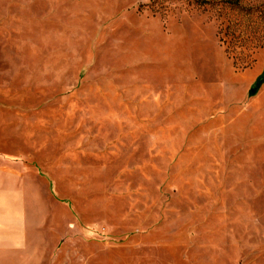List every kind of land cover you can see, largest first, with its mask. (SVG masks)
<instances>
[{"label": "rangeland", "instance_id": "374dc122", "mask_svg": "<svg viewBox=\"0 0 264 264\" xmlns=\"http://www.w3.org/2000/svg\"><path fill=\"white\" fill-rule=\"evenodd\" d=\"M8 170L0 264H264V0H0Z\"/></svg>", "mask_w": 264, "mask_h": 264}, {"label": "crops", "instance_id": "0c3cea01", "mask_svg": "<svg viewBox=\"0 0 264 264\" xmlns=\"http://www.w3.org/2000/svg\"><path fill=\"white\" fill-rule=\"evenodd\" d=\"M26 193L24 181L16 178L13 170L0 172V195L9 197L7 208L4 206L0 209V238L9 241L4 246L22 256L27 254V248L30 246L29 239L32 235L37 238L42 234V231H33L29 226L24 210Z\"/></svg>", "mask_w": 264, "mask_h": 264}]
</instances>
